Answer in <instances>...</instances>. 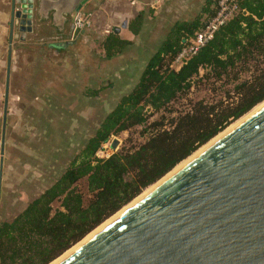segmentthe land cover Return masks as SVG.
I'll list each match as a JSON object with an SVG mask.
<instances>
[{
  "label": "trees",
  "instance_id": "1",
  "mask_svg": "<svg viewBox=\"0 0 264 264\" xmlns=\"http://www.w3.org/2000/svg\"><path fill=\"white\" fill-rule=\"evenodd\" d=\"M208 1L204 18L176 24L149 57L137 82L103 118L59 177L10 221L0 222V264H52L148 187L170 173L230 124L264 102V0H238L240 12L178 71L168 69L181 40L201 29L215 12ZM142 15L129 24L136 34ZM131 43L113 34L102 43L107 60ZM247 69H246V68ZM242 70L247 77L240 78ZM203 72V74H202ZM232 82L231 102L200 100L189 111L170 116L169 105L195 81ZM225 84V83H224ZM99 89L88 91L96 97ZM153 115L155 120L148 123ZM142 127L148 137L108 159L94 155L111 136ZM84 182L80 191L78 184Z\"/></svg>",
  "mask_w": 264,
  "mask_h": 264
},
{
  "label": "water",
  "instance_id": "2",
  "mask_svg": "<svg viewBox=\"0 0 264 264\" xmlns=\"http://www.w3.org/2000/svg\"><path fill=\"white\" fill-rule=\"evenodd\" d=\"M44 2L60 3L11 0L0 197L12 41L32 33L34 7ZM87 2L69 1L67 13ZM58 264H264V106Z\"/></svg>",
  "mask_w": 264,
  "mask_h": 264
},
{
  "label": "rangeland",
  "instance_id": "3",
  "mask_svg": "<svg viewBox=\"0 0 264 264\" xmlns=\"http://www.w3.org/2000/svg\"><path fill=\"white\" fill-rule=\"evenodd\" d=\"M91 19V27L87 29L91 28L95 43H91L87 48L85 55L88 58L85 59L84 65L76 64L74 52L70 55L72 48L53 55L52 50L45 46L42 49L31 46L16 47L15 79L10 90L11 95L9 91L6 118L5 173L0 197V222L10 221L27 203L59 177L71 159L83 148L87 139L93 135L103 118L135 85L149 57L161 45L159 39L166 33L164 27L156 25V29L152 32L156 43H133L121 54L107 60L104 57L102 43H99L104 36L101 33L103 31L101 23L95 16ZM6 51L7 45H4L0 57V126ZM63 56L69 57L66 63L57 60ZM82 71L85 73L84 80L53 79V74L82 73ZM241 73V79L247 77V71L242 70ZM21 75H25L27 79L24 80ZM58 82L60 84H56ZM74 83L76 87L72 88ZM20 86H24L23 89ZM232 87L233 83L226 80L195 81L188 93L182 94L169 105L167 111L172 113L164 115L169 119L172 114V116L183 114L200 100L207 104H214L220 99L231 102L232 99H227V95L234 97ZM85 89L91 91L99 89V93L96 97H91L86 94ZM157 116L153 115L148 123ZM237 121L227 128L232 127ZM142 129L143 126H138L113 135L114 141H117V150L130 149L143 143L148 134L143 135ZM152 187L154 186L145 189L141 195ZM78 189L83 191L84 182L78 184ZM102 225L92 233L98 231ZM77 246L78 244L69 251ZM69 251L52 264L59 262Z\"/></svg>",
  "mask_w": 264,
  "mask_h": 264
},
{
  "label": "crops",
  "instance_id": "4",
  "mask_svg": "<svg viewBox=\"0 0 264 264\" xmlns=\"http://www.w3.org/2000/svg\"><path fill=\"white\" fill-rule=\"evenodd\" d=\"M50 1L53 3L59 1L60 3L54 5L50 2H44V5L41 8L39 7V10L38 6L34 7L32 22L33 26H35L33 27L32 33H25L24 36H22V32L15 33L17 38L12 41L8 97L9 91L13 86V80L15 79L14 64L16 47L22 48L21 46H31L35 48L41 47L42 49L44 46L46 48H52L50 44L54 42L73 43V46H71V50L73 51L70 55L74 52L75 59L77 60L76 64L84 65L86 62L85 59L88 58V56L85 55L86 50L91 43H95L91 28L82 30L78 34L73 31L72 19L75 13L70 16L67 13L68 2L72 0ZM208 1L210 0H88L81 11L90 14L91 17H97L98 21L101 23L103 30L101 33H103L104 36L101 37L99 43H103L110 34L115 35L122 41L131 43V45L133 43H156V39L152 36V32L157 26L164 27L166 30V33L162 36L163 38L159 39V42L162 43L176 24L193 22L200 16L204 18L203 9L206 7ZM10 10L11 0H0V57L3 46L7 45L8 47ZM138 15H142L141 26L139 31L134 34L129 29V24ZM21 37H23V39H21ZM95 38L98 39V37ZM56 50L62 52L64 48ZM68 56H63L57 60H63V62L66 63L69 59ZM84 74L83 71L82 73L53 74V79L57 81L64 79L68 81H76V79L84 80ZM21 76L24 80L27 79L25 75ZM56 84L60 83L58 82ZM75 85L76 83L72 85V88H75ZM20 87L23 89L24 86ZM84 91L87 94L88 91L91 90L85 89ZM4 173L5 168L3 166V182Z\"/></svg>",
  "mask_w": 264,
  "mask_h": 264
},
{
  "label": "built area",
  "instance_id": "5",
  "mask_svg": "<svg viewBox=\"0 0 264 264\" xmlns=\"http://www.w3.org/2000/svg\"><path fill=\"white\" fill-rule=\"evenodd\" d=\"M215 12L205 25L195 31L191 35H185L181 40V48L177 55L167 63L168 69L178 71L190 58L195 56L197 52L209 41L213 39L216 31L224 26L230 19L240 12L238 8V0H214ZM91 15L82 11H78L73 17V28L78 34L80 31L91 27ZM114 137L111 136L106 142L102 143L96 151L94 157L97 160L108 159L117 151L112 147ZM117 143V141H116ZM119 143V142H118Z\"/></svg>",
  "mask_w": 264,
  "mask_h": 264
},
{
  "label": "bare ground",
  "instance_id": "6",
  "mask_svg": "<svg viewBox=\"0 0 264 264\" xmlns=\"http://www.w3.org/2000/svg\"><path fill=\"white\" fill-rule=\"evenodd\" d=\"M264 106V102L261 103L260 105H258L256 108H254V110H252L248 115L244 116V118L242 117L240 119V121H237L232 127L227 128L224 132H222L221 134H219L218 136H216L213 140H211L209 143H207L206 146H204L203 148H201L200 150H198L195 154H193L191 157H189L187 160H184L183 162L180 163V165H178L177 167H175V169L170 173L167 174L162 180H159L157 183H155L152 187V189L148 190L147 192H145L144 194H142L141 196H138L136 199H134L129 205H127L122 211L118 212L113 218H111L107 223H105L104 225H102V227L96 231L93 235H91L90 237H85L81 242L78 243V246L76 248H78L80 245H82L83 243H85L87 240H89L91 237H93L96 233H98L103 227H105L107 224H109L110 222H112L113 220H115L116 218H118L121 214H123L126 210H128L130 207H132L133 205H135L137 202H139L141 199H143L145 196H147L150 192H152L154 189H156L158 186H160L162 183H164L167 179H169L171 176H173L175 173H177L179 170H181L184 166H186L188 163H190L193 159H195L197 156H199L200 154H202L205 150H207L208 148H210L213 144H215L217 141H219L221 138H223L227 133H229L231 130H233L235 127H237L240 123H242L244 120H246L248 117H250L252 114H254L256 111H258L261 107ZM99 228V227H98ZM94 232V231H93ZM90 235V234H89ZM88 235V236H89ZM76 246V245H75ZM76 248H74L73 250L69 251L67 255H69L71 252H73ZM66 253V252H65ZM64 253V254H65ZM65 256V257H66ZM61 257V256H60ZM65 257H63L61 260H63ZM60 260V261H61ZM59 261V262H60ZM59 262H57L56 264H58Z\"/></svg>",
  "mask_w": 264,
  "mask_h": 264
},
{
  "label": "flooded vegetation",
  "instance_id": "7",
  "mask_svg": "<svg viewBox=\"0 0 264 264\" xmlns=\"http://www.w3.org/2000/svg\"><path fill=\"white\" fill-rule=\"evenodd\" d=\"M81 11V10H80ZM74 15V14H73ZM72 27H73V19H72ZM73 31H74V28H73ZM33 32V31H32ZM71 46H73V43H67L64 47V50L68 49V48H71ZM50 50H52V54L55 55L57 53H60V50H56L54 48H49ZM2 116H3V109H2ZM7 118V117H6ZM1 124H2V121H1ZM1 127V126H0Z\"/></svg>",
  "mask_w": 264,
  "mask_h": 264
}]
</instances>
